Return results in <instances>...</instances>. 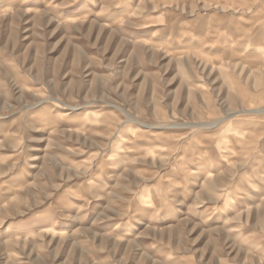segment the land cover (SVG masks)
Wrapping results in <instances>:
<instances>
[{"label": "rangeland", "instance_id": "obj_1", "mask_svg": "<svg viewBox=\"0 0 264 264\" xmlns=\"http://www.w3.org/2000/svg\"><path fill=\"white\" fill-rule=\"evenodd\" d=\"M0 264H264V0H0Z\"/></svg>", "mask_w": 264, "mask_h": 264}]
</instances>
